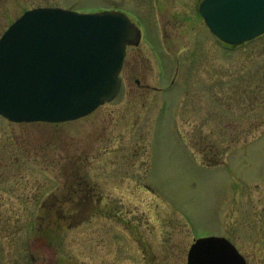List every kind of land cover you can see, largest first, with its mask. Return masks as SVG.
<instances>
[{
  "label": "rangeland",
  "instance_id": "rangeland-1",
  "mask_svg": "<svg viewBox=\"0 0 264 264\" xmlns=\"http://www.w3.org/2000/svg\"><path fill=\"white\" fill-rule=\"evenodd\" d=\"M199 2L0 0V35L37 6L130 9L148 33L91 114L0 115V264H187L211 235L264 264V34L227 45ZM80 180L95 197L79 214L55 201Z\"/></svg>",
  "mask_w": 264,
  "mask_h": 264
},
{
  "label": "water",
  "instance_id": "water-1",
  "mask_svg": "<svg viewBox=\"0 0 264 264\" xmlns=\"http://www.w3.org/2000/svg\"><path fill=\"white\" fill-rule=\"evenodd\" d=\"M211 30L229 44L264 33V0H204ZM139 36L123 12L27 10L0 39V114L13 121L85 116L121 87L126 46ZM188 264H247L225 237L196 240Z\"/></svg>",
  "mask_w": 264,
  "mask_h": 264
},
{
  "label": "flooded vegetation",
  "instance_id": "flooded-vegetation-1",
  "mask_svg": "<svg viewBox=\"0 0 264 264\" xmlns=\"http://www.w3.org/2000/svg\"><path fill=\"white\" fill-rule=\"evenodd\" d=\"M201 2H202V0H200V2H199V7H200ZM131 11H130V13H131ZM133 14H136V12L135 13L133 12ZM147 35H148V33H147L146 28H145V24H143L141 40H142L143 37H145ZM127 51H128V48H127ZM137 82L139 83L140 80H137ZM84 185L85 184H84V182L82 180L70 183L68 194H66V196H64L63 199H61V200H60V197H58L55 202L64 200V202H66L67 204H69V203L75 204V206H76L75 209H76L77 213H78V211H79V214L82 213V208H81L82 205H81V203L85 199L84 192L86 191L85 193L88 196L95 197V193H94V190H95L94 188L95 187H87L86 185L85 186ZM91 191H93V192H91ZM53 206H56V203L53 204ZM73 214H76V213H73ZM73 214L70 213L68 215H73ZM62 215H67V214L63 213ZM236 247H237V245H236Z\"/></svg>",
  "mask_w": 264,
  "mask_h": 264
}]
</instances>
